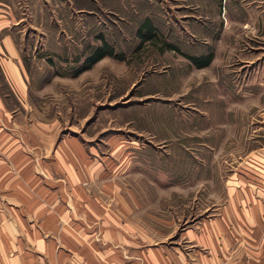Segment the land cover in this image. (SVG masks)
<instances>
[{"label": "rangeland", "instance_id": "rangeland-1", "mask_svg": "<svg viewBox=\"0 0 264 264\" xmlns=\"http://www.w3.org/2000/svg\"><path fill=\"white\" fill-rule=\"evenodd\" d=\"M70 1L33 0L43 28L13 31L29 36V119L55 125L60 142H81L92 150L83 157L102 161L88 164L81 183L93 201L106 191L109 207L144 208V222L170 220L160 235L176 245L229 187H264V0H73L87 15ZM30 11L27 20H36ZM145 18L155 37L136 33ZM105 43L121 58L86 67ZM209 49L206 67L185 55Z\"/></svg>", "mask_w": 264, "mask_h": 264}, {"label": "crops", "instance_id": "crops-1", "mask_svg": "<svg viewBox=\"0 0 264 264\" xmlns=\"http://www.w3.org/2000/svg\"><path fill=\"white\" fill-rule=\"evenodd\" d=\"M71 1L77 11H90ZM33 9L36 20H27ZM42 11L33 0H0V264H264L263 186L229 187L216 212L186 228L176 245L160 235L166 234L160 233L161 223L169 227L170 220L144 222L138 218L144 208L109 207L106 191L95 196L101 202L93 201L81 183L88 164L102 161L83 157L92 151L85 144L60 142L55 125L27 113L29 36L19 29L18 37L13 28H43L45 15L40 21L37 16ZM49 15L52 21L54 11ZM117 196L123 200L118 191ZM125 215L137 219L128 222Z\"/></svg>", "mask_w": 264, "mask_h": 264}, {"label": "trees", "instance_id": "trees-1", "mask_svg": "<svg viewBox=\"0 0 264 264\" xmlns=\"http://www.w3.org/2000/svg\"><path fill=\"white\" fill-rule=\"evenodd\" d=\"M156 27H154L153 22L146 18L143 24L141 25L139 32L143 35V39L146 37H155ZM145 35V36H144ZM172 47L173 45L170 44ZM174 47V46H173ZM176 48V47H174ZM106 55H113L114 57L121 58L119 55H115L113 49L108 43H105L101 46L95 48L93 54L88 58L87 66L90 67L93 63L105 57ZM197 67H206L208 66L214 58L213 49L202 52L201 54H185Z\"/></svg>", "mask_w": 264, "mask_h": 264}]
</instances>
